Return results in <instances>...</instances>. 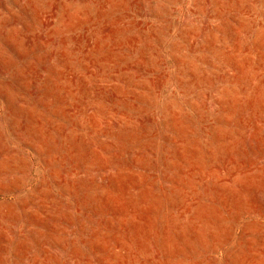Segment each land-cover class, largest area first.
<instances>
[{
  "label": "rangeland",
  "instance_id": "obj_1",
  "mask_svg": "<svg viewBox=\"0 0 264 264\" xmlns=\"http://www.w3.org/2000/svg\"><path fill=\"white\" fill-rule=\"evenodd\" d=\"M0 264H264V0H0Z\"/></svg>",
  "mask_w": 264,
  "mask_h": 264
}]
</instances>
